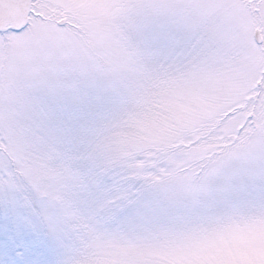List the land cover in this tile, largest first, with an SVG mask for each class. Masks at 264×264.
Returning <instances> with one entry per match:
<instances>
[{"label": "snow or ice", "instance_id": "obj_1", "mask_svg": "<svg viewBox=\"0 0 264 264\" xmlns=\"http://www.w3.org/2000/svg\"><path fill=\"white\" fill-rule=\"evenodd\" d=\"M0 264H264V0H0Z\"/></svg>", "mask_w": 264, "mask_h": 264}]
</instances>
